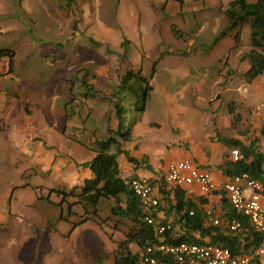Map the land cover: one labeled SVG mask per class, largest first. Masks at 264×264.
<instances>
[{"label":"rangeland","instance_id":"1","mask_svg":"<svg viewBox=\"0 0 264 264\" xmlns=\"http://www.w3.org/2000/svg\"><path fill=\"white\" fill-rule=\"evenodd\" d=\"M165 1L0 0V90L26 98L20 101L21 115L7 119L0 108L1 128L21 119L31 123L23 130L31 138L0 142L6 147L0 148V264H79L77 257L85 259L86 253L89 264L95 254L100 264H114L111 246L95 229L102 224L108 233L114 230L108 219L113 201L102 203L91 225L74 227L85 210L73 204V196L64 201L59 191L82 186L70 174L69 153L76 152L75 143L89 149L107 137L109 127L117 129V102L125 112L123 130H132V139L121 143L132 152L131 141L169 142L164 125L174 120L175 103L183 115L194 111L189 103L199 90L187 89L191 73L208 71L210 84L224 74L222 85L211 88L204 102L196 98L197 123L239 125L233 113L250 122L251 105L259 98L249 95L254 85L245 78L249 23L223 33L231 0H173L163 9ZM238 55L231 66L229 57ZM131 70L153 87L144 111L121 87L122 76ZM157 161L162 166L156 174L162 176L165 162ZM125 231L122 225L114 236L123 238Z\"/></svg>","mask_w":264,"mask_h":264},{"label":"trees","instance_id":"2","mask_svg":"<svg viewBox=\"0 0 264 264\" xmlns=\"http://www.w3.org/2000/svg\"><path fill=\"white\" fill-rule=\"evenodd\" d=\"M169 1L166 0L163 3V9ZM176 1L183 4L185 0ZM224 14L228 20V25L223 33L233 31L245 23L250 25V49L244 56L249 63L245 78L248 82H253L264 74V0H231L224 10ZM172 30L177 37H182L175 26L172 27ZM1 55H10L12 58L15 51H3ZM155 70L156 67H154V72ZM121 87L134 95L138 110L144 111L147 108V101L150 92L153 90L149 79L136 76L131 70L122 76ZM115 109L118 119L117 129L109 127L106 138L96 140L95 145H88L95 156L84 165L90 167L92 178L87 179L82 186L74 187L71 192L59 191V193L65 194L64 201L67 200L68 196H73L76 199L73 204L77 203L85 210L82 214V220L78 224L75 223L74 227L93 219V217H99L102 203L113 201L108 218L113 221L110 225L111 228L119 230L122 225L127 227V231L124 233L125 237L116 242L115 264H149L144 262L143 255H145L147 247L158 244L160 237L156 225L149 223L147 217L157 218L158 212L164 209L167 215L175 216V222L169 223L171 227L165 233L163 241L168 243L210 241L230 248L235 254L250 256L252 264H264V258L256 253L263 239L262 233L256 230L248 216L233 208L227 192L223 189L220 190L223 208L221 216L227 220L232 218L240 220L243 226L241 231L235 232L227 224L214 225L208 223L207 212L204 208L205 199L197 201L189 198L186 196V192L179 187L172 197L170 191L167 190L166 170L158 180L152 178L153 184L156 185L157 182L160 187L165 200L164 208H161V204L157 208L147 207L143 204L131 186V180L140 176L136 174L123 176L118 155L124 154L136 168L143 164L147 170H150L152 166L149 164L147 156L138 159L132 156L128 150L122 148V140L130 141L132 139V130L131 128L123 130L122 121L125 113L123 106L117 102ZM219 140L228 147L239 148L243 153V158L239 161L229 159L225 161L223 170L226 175L233 177L247 172L253 178L264 181L263 154L258 151V145L255 141L246 144L242 140L230 136H219ZM114 147L116 148L115 152L112 151ZM70 209L71 214L72 207ZM177 224L182 226L184 230L179 236L173 235ZM114 230L109 236L115 242L113 239ZM194 233H198L199 237H195ZM133 246L136 248L135 250L132 249ZM153 255L163 264H181L174 256L158 250H154ZM94 259L97 262L100 261L97 254L94 255Z\"/></svg>","mask_w":264,"mask_h":264},{"label":"crops","instance_id":"3","mask_svg":"<svg viewBox=\"0 0 264 264\" xmlns=\"http://www.w3.org/2000/svg\"><path fill=\"white\" fill-rule=\"evenodd\" d=\"M172 1L173 0H170L169 2ZM229 58L231 61L230 62L231 66H235L238 62L239 55L236 57L233 56L232 59L231 57ZM224 71L226 73L228 69ZM221 72L222 71H220L219 74H221ZM209 74L210 73L208 71L197 74L191 73V75L193 76L192 77L193 81L191 82V84L189 83L190 86L188 85L189 87L187 86L188 88L187 87L186 88L189 90L191 89L193 90L195 87L196 89L199 90L195 94L196 95L195 101L192 103V105L191 103H189L190 107H193L196 110L201 109V107L197 108L198 104L196 98H199L200 101L203 100L204 102L206 99L203 96L209 94L211 88L220 87L223 83L224 74L219 77L216 76L217 78L214 77V79L212 80L213 81L212 84L208 82L210 77ZM251 83L254 86L252 92L249 95L255 97L256 99L259 98L261 100L264 97V74L258 77L257 79H255V81ZM247 92L249 91H247L246 89L244 93L246 94ZM180 93L185 94L186 92H180ZM249 95H247V97H249ZM21 99H26V98L21 96ZM21 99L15 97L14 93L8 94L0 90V108L5 110V112L7 113L8 115L7 119H9V117L16 115L18 112L19 115L22 114V110L24 109V107L21 108V104H20ZM250 99L251 98L247 99L249 100L248 102H250ZM259 99L258 102L260 101ZM206 103L207 102H205V106ZM175 104H176L175 116H174L175 121L173 120L172 123L169 121L170 124L167 122L164 125L166 129L165 130L166 134H169L168 135L169 142L158 143L155 140V138L151 139L150 141H137V142L131 141L130 143L132 144V148H133L132 150H135L133 152L131 151V148L129 149L128 143H125V145L123 143L122 145V148L130 151V154L135 158L142 159L144 156H147V158L149 159V164L152 166V169L147 170L143 164H140L139 167L136 168L133 164H131L127 160V158L121 161L120 156H123L124 154H120L118 155V159L120 162L122 175L125 176L128 174L129 175L136 174L138 176L153 177V179L158 180L161 176H157L156 173L159 172L162 163L159 164L157 159L164 160L165 168L167 167L168 163L173 160H179L185 158L190 159L199 168L209 170L213 173L218 184L217 189L209 195H203L198 190L192 194L189 193L188 187L177 186L168 182L167 190L170 191L171 196L173 197L175 190L178 189L179 187L181 188V190H184L186 192V196L189 198H192L197 201H202L205 199L206 200V202L204 203L205 210L211 208L215 216H221L223 208L221 203L222 195L220 193V190L222 189L224 190L223 187L224 184L232 178V176H228L225 174L223 170V166L227 159L232 160L231 151L235 147H228L227 145H225L221 140H219V136H230L233 138H238L246 144L255 141L258 145L257 146L258 151L262 153V144L264 138V117H259L255 115L254 108L256 104H252L251 106H253V110H252V115L250 117L251 119L250 122L246 120L248 116L242 118V116H239V113L238 114L233 113L235 117L234 118L235 121L240 122L239 125L232 124L230 122L228 123L227 121H219V120H217V122L209 121L208 124L207 122L201 121V123L198 122L199 123L198 125L196 121L197 113L195 109H194L195 112L194 111L190 112V110H188V113L183 115L181 113L182 111L179 110V108L181 109V107L177 103ZM205 106L203 108H205ZM242 123H246V124L250 123L249 128L251 127V130H249V128L242 125ZM30 125L31 123L25 122L23 119H21L18 122H13L11 128L5 126L4 128H1V124H0V142L9 141L15 143L16 141H24L27 138H31L23 133V130L24 131L28 130V128H30ZM242 127H244L243 130L241 129ZM171 143L173 146H171L170 149H168L167 147ZM75 147L77 148L76 152L73 153L72 151L71 153H69L71 155L70 157L73 159L69 165L71 169L70 174L72 178L74 177V175H75V179L79 178L77 179L76 182L78 185H83L87 179L92 178V171L90 167L84 164L90 162L95 156V153L90 149H85L80 147L78 143H75ZM0 148H6V147L0 145ZM13 151L15 155V149ZM43 151L45 150L41 149L39 152H43ZM16 160H18V162L20 163H23L25 165V168H27V165L24 163V160L20 158V156H18ZM79 163H81V165H79ZM57 167H60V165H57ZM262 169H263V177H264V157H263ZM155 184L156 185H155L154 195L159 197L161 208H164L165 200L163 198V195L161 194L159 185L157 184V182ZM156 219L161 222H166L170 224L175 222V216L167 215L164 209H161V211L158 212ZM89 221L92 222V219L88 220L85 223H88ZM90 222L88 224L91 225ZM207 222L210 223L208 220V216H207ZM98 228L99 229L97 228L95 229L99 231L100 235L101 234L103 235L104 239L109 243L108 244L109 247L111 246L112 248L111 251L114 254V250L117 247L116 242L122 240L125 236L123 238H116L115 236H113V239L115 240L114 242L109 236L110 233H108L103 228V226L98 224ZM182 228H183L182 226L177 224L174 229L175 232L173 233V235H178V236L181 235V232L184 231ZM103 232L108 238L104 236ZM194 236L199 237V234L194 233ZM132 249L135 250L136 248L133 246ZM91 252L93 253V251ZM84 256L85 259H82L80 255L77 257L76 260L78 261L79 264H89L88 260H90V258L88 253H86ZM91 259H93V262L95 261L94 264L97 262L94 259V257ZM97 263L100 264L99 262Z\"/></svg>","mask_w":264,"mask_h":264},{"label":"built area","instance_id":"4","mask_svg":"<svg viewBox=\"0 0 264 264\" xmlns=\"http://www.w3.org/2000/svg\"><path fill=\"white\" fill-rule=\"evenodd\" d=\"M254 113L259 117H264V97L256 104ZM262 153L264 155V138ZM242 158L241 150L233 148L231 159L239 161ZM165 177L169 183L188 187L189 193L192 194L198 190L203 195H209L218 187L215 176L211 171L199 168L192 160L187 158L169 162L166 167ZM131 186L145 206L157 208L160 205L159 197L154 195L155 185L151 177L140 176L133 178ZM223 187L233 208L248 216L256 230L262 233L263 239L256 253L264 258V182L253 178L249 173L245 172L233 176ZM206 211L211 224H227L231 230L235 232L241 231L243 226L240 220L236 218L227 220L221 216H215L211 208ZM147 221L156 225L160 241L156 246L147 247L145 255H143L145 263L163 264L153 255L154 250H158L174 256L181 264H252L250 256L235 254L230 248L211 243L210 241L203 243L189 241L168 243L163 241L165 233L171 225L163 223L152 216H148Z\"/></svg>","mask_w":264,"mask_h":264}]
</instances>
